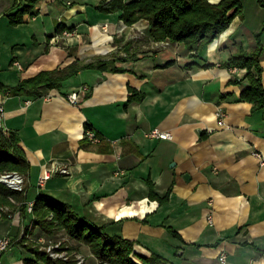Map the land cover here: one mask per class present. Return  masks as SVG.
Instances as JSON below:
<instances>
[{
  "label": "crops",
  "instance_id": "0c3cea01",
  "mask_svg": "<svg viewBox=\"0 0 264 264\" xmlns=\"http://www.w3.org/2000/svg\"><path fill=\"white\" fill-rule=\"evenodd\" d=\"M103 1L38 0L15 26L14 0H0L4 88L98 57L125 70L81 71L40 98L0 92V127L17 132L30 164L29 202L43 192L95 222H120L138 254L175 264H222V254L227 264H264V110L240 98L246 70L224 66L241 49L256 51L263 9L243 0L230 27L198 51L153 41L147 21L128 26L120 12L95 10ZM132 89L142 100L129 102ZM74 91L77 104L66 98ZM155 129L173 138L147 137ZM49 168L59 171L40 186ZM149 183L168 200L152 199ZM6 222L21 220L1 221L0 236ZM12 251L3 264H24V250Z\"/></svg>",
  "mask_w": 264,
  "mask_h": 264
},
{
  "label": "trees",
  "instance_id": "16d2710c",
  "mask_svg": "<svg viewBox=\"0 0 264 264\" xmlns=\"http://www.w3.org/2000/svg\"><path fill=\"white\" fill-rule=\"evenodd\" d=\"M38 0H14V13L9 15L12 25L23 23L25 14L32 13ZM26 2V4H24ZM263 9L264 0H256ZM23 5V7H22ZM95 10L103 14L121 13L122 20L128 25L145 20L148 22L147 35L155 42H172L184 44L188 49L201 51L204 47L216 40L226 31L232 21L243 10V0H221L213 3L212 0H126L103 1L95 6ZM65 27L60 30L62 33ZM257 49L251 54L241 49L237 55L231 56L224 64L228 68L246 70L245 79L249 83L241 94V100L252 104V112L264 110V85L262 59L264 54V14L262 28L256 34ZM199 56V53L196 54ZM115 62L106 59L80 64L76 62L64 69L42 71L38 75L21 81L14 88H4L0 85V92L9 94L26 93L33 97H43L47 92L61 90L65 83L85 70L98 72H124L125 70L114 65ZM211 66L205 64V67ZM129 102L142 100L136 90H131ZM30 164L24 150L20 146V137L15 131L4 130L0 127V175L7 172H18L27 178ZM150 185V197L164 203L169 193L161 198ZM16 202V203H15ZM28 186L22 191L11 190L0 181V212L7 218L14 210L20 212L22 222L34 221V225L49 235L60 229L81 245L90 248L100 261L109 264H175L164 256L153 253L141 255L135 251L136 242L126 239L122 235L120 222H95L85 215H81L72 205L56 201L49 195L41 193L33 204V211L28 212ZM18 204V206H17ZM10 206L13 212L6 211ZM29 225L28 222H26ZM28 229V227H27ZM170 232L178 238L180 235L173 230ZM24 244V239L22 243ZM28 251L36 255V264H60L53 262L46 253L40 251L39 246L24 245ZM34 264V261L32 262Z\"/></svg>",
  "mask_w": 264,
  "mask_h": 264
},
{
  "label": "rangeland",
  "instance_id": "374dc122",
  "mask_svg": "<svg viewBox=\"0 0 264 264\" xmlns=\"http://www.w3.org/2000/svg\"><path fill=\"white\" fill-rule=\"evenodd\" d=\"M101 58H105V57L102 56ZM98 59L100 58L98 57ZM6 174H18L19 176H21V174H19L18 172H7L0 175V181L2 177ZM22 178L24 180V187H23L24 189L26 185V180L24 177ZM2 208H4L6 211L13 212V209L10 206H5ZM14 211L15 212L9 214L7 218H4V216L0 212V223L1 221L4 222L12 221L14 217L17 216L21 220V222H16L14 227H12L13 222H6V226L9 227V230L6 231L3 236H0V240H3L6 237L10 240V245L5 251L0 253V264L4 263L3 262L4 257L9 256L10 253L13 252L12 250H14L15 246H20L24 250V254L26 255V258L24 259L25 261H23L24 264H32L33 261L34 264H36L35 263L36 255L31 254L28 251V249L24 247V245L27 246L28 244L39 246L40 251L46 253L47 256L51 258L53 262L55 261L61 262L60 264H109L108 262L103 263L102 261H100L94 254H92L90 248H88L87 246L75 242L69 236V234H67L65 229H60L52 235L46 234L40 229V227L34 225L33 223L34 221L29 222V225H27L26 222H22V218L20 217V212L17 210ZM32 211H33V207L32 209L30 208V202H29L28 212L31 213ZM11 227L13 230L10 231ZM23 239H24L23 246L19 245L18 243H22ZM38 264H44V263L39 262Z\"/></svg>",
  "mask_w": 264,
  "mask_h": 264
},
{
  "label": "built area",
  "instance_id": "2783aa9c",
  "mask_svg": "<svg viewBox=\"0 0 264 264\" xmlns=\"http://www.w3.org/2000/svg\"><path fill=\"white\" fill-rule=\"evenodd\" d=\"M65 34H68L67 32ZM83 91H87L85 88ZM4 95H10L9 92L4 93ZM50 98V96H48ZM67 100L72 103V104H77L80 102L81 95L80 93L74 91L73 93L69 94L67 97ZM30 103V102H29ZM0 112L3 115L4 114V107L3 105L0 106ZM218 116L220 119L224 118V113L219 111ZM86 137L93 143H99L100 138L98 135L92 131V130H87L86 131ZM147 137L149 138H158V139H172L173 135L170 132H164L159 129L152 130L147 134ZM257 156H260L259 154H256ZM264 164V162H263ZM58 169L56 168H49L45 169L43 175L40 178L39 185L44 186V184L50 180L56 173H58ZM61 172H66V170H61ZM1 181L5 183L10 189H14L17 191H22L24 187V180L21 176L18 174H6L2 177ZM33 203H30V208L32 209ZM10 245V240L8 238H4L3 240H0V253L5 251L8 246ZM220 260L222 264H227V256L226 254H222L220 257Z\"/></svg>",
  "mask_w": 264,
  "mask_h": 264
}]
</instances>
